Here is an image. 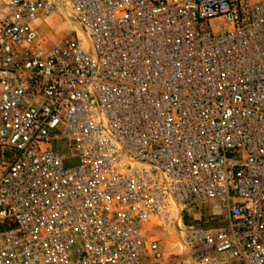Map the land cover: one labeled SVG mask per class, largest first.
<instances>
[{
  "label": "built area",
  "instance_id": "1",
  "mask_svg": "<svg viewBox=\"0 0 264 264\" xmlns=\"http://www.w3.org/2000/svg\"><path fill=\"white\" fill-rule=\"evenodd\" d=\"M0 264H264V0H0Z\"/></svg>",
  "mask_w": 264,
  "mask_h": 264
},
{
  "label": "bare ground",
  "instance_id": "2",
  "mask_svg": "<svg viewBox=\"0 0 264 264\" xmlns=\"http://www.w3.org/2000/svg\"><path fill=\"white\" fill-rule=\"evenodd\" d=\"M180 211H175V218H180ZM181 219V218H180ZM159 227V235L161 236L160 239H163L165 242V246L169 252H178L179 249L182 248L183 252L186 251L185 244H184V238L182 235V232L176 234L180 227H182L181 222L178 223V226H169L168 223L165 221L158 222ZM177 230V231H176ZM173 246V248H171Z\"/></svg>",
  "mask_w": 264,
  "mask_h": 264
},
{
  "label": "rangeland",
  "instance_id": "3",
  "mask_svg": "<svg viewBox=\"0 0 264 264\" xmlns=\"http://www.w3.org/2000/svg\"><path fill=\"white\" fill-rule=\"evenodd\" d=\"M261 0H252V2H259ZM59 17L60 19H54V20H51L49 23L51 25V27L54 29V30H48L46 28V31H45V34L49 37V39H51V41H57V40H62L64 36H66V30L68 29L69 27V23L66 22V17L64 15V13L60 12L59 13ZM220 27V23L217 22V23H212V29L213 30H216L217 28ZM58 33V37L56 38V34ZM55 37V38H54ZM54 38V39H53ZM53 39V40H52ZM66 146V144H65ZM64 146V143L62 144H58L57 147L58 148H65ZM67 147V146H66ZM69 164L71 166H74V162H69ZM68 166V165H67ZM212 206H213V203H211V205H209V207H207V210L209 212H212ZM173 248V246L171 247Z\"/></svg>",
  "mask_w": 264,
  "mask_h": 264
},
{
  "label": "crops",
  "instance_id": "4",
  "mask_svg": "<svg viewBox=\"0 0 264 264\" xmlns=\"http://www.w3.org/2000/svg\"><path fill=\"white\" fill-rule=\"evenodd\" d=\"M262 1V0H261ZM260 2V1H259Z\"/></svg>",
  "mask_w": 264,
  "mask_h": 264
}]
</instances>
